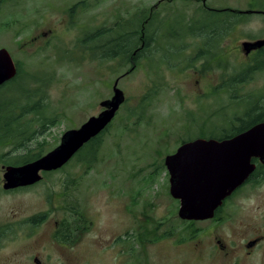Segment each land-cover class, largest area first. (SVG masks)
<instances>
[{"label": "rangeland", "instance_id": "obj_1", "mask_svg": "<svg viewBox=\"0 0 264 264\" xmlns=\"http://www.w3.org/2000/svg\"><path fill=\"white\" fill-rule=\"evenodd\" d=\"M204 3L223 10L210 14L201 10L194 14ZM204 3L201 0L2 2L0 40L3 44L8 43L11 54L23 65L19 85H22L23 97L14 93L13 87H8L7 90L12 91L11 95L6 94L5 102L15 107L17 100H22V121L14 128H25L27 134L34 133L25 147L14 144L15 130H11L5 144H0V157L39 151L37 141L41 142L42 153L55 147L65 130L78 127L89 116L101 111L99 102L111 97L116 79L125 100L103 134L97 160L87 170L78 163L80 157H73L60 169L43 174L42 180L30 187L4 190L2 173L6 164L0 162V231L3 233L0 264H34V254L46 264L224 262L219 260L220 255L213 256L214 242L205 230L208 221L192 223L191 228L199 230L196 237H181L188 223L177 216L178 201L169 194V175L163 161L182 139L201 136L198 135L200 132L217 133L224 124H229L234 111L241 113L243 102L248 99L255 102L262 92L264 69H253L245 77L246 82L236 86L235 92L225 88L220 81L243 68L242 42L264 37L263 14L238 13L252 5L264 12V0H204ZM224 9L234 13L228 15L230 22H234L233 28L225 38L222 33H217L219 45L215 50V61L201 66L203 74L200 77L192 75L191 68L186 67L187 62L184 66L187 73L182 77L164 69L158 58H162V50L150 52L151 61L139 57L133 68L119 58L108 57L120 47L118 39H125L128 29L135 28L139 41L144 38L145 34L141 35L139 28L148 15L151 17L148 21L153 20V23L152 27L149 25L151 32L146 35L154 46L161 48L169 34L154 29L159 23L164 24L167 32H176L181 26L184 31L186 20L196 29L203 25L208 27L210 21V25L222 30L225 25L218 19L222 22L228 14ZM7 22L12 25L18 22V27L23 22L18 39L39 35V41L36 39L34 44L36 46L38 42L39 48L32 51L30 46H17L13 42L12 29L3 28ZM97 30L100 36L94 39L92 35ZM187 41L194 43V36ZM227 57L229 63L225 64ZM227 79L226 84L230 78ZM208 82L216 86L210 96L212 101L207 100L205 87L196 95L200 86ZM146 93L148 99L143 114L136 113L126 121L127 110L135 108ZM231 96L236 104L231 101ZM226 101L233 105L226 107ZM13 112L5 115L3 128H8L6 122ZM72 207L85 215L84 230L76 242L58 246L60 241L49 237L50 222L65 214L71 213L72 217ZM46 210L52 214L36 237L17 236L31 232L24 229L27 217ZM155 229L157 234L167 230H173L175 234L143 245L134 240L138 231ZM126 233L132 235L128 237ZM118 237L123 241H116ZM260 255L255 253L246 264H260Z\"/></svg>", "mask_w": 264, "mask_h": 264}, {"label": "flooded vegetation", "instance_id": "obj_2", "mask_svg": "<svg viewBox=\"0 0 264 264\" xmlns=\"http://www.w3.org/2000/svg\"><path fill=\"white\" fill-rule=\"evenodd\" d=\"M3 1L4 0H0V5L2 4ZM201 3L203 4L204 0H201ZM254 7L252 5L251 7L243 11H239L238 13H243L244 15L245 14L264 15V12L260 11L261 9L257 8L256 6ZM201 10L209 11L210 14L211 11L216 13V10H223V9H216L214 7H209L206 5V3H204L201 9H197L194 11V14H197V12ZM230 10L228 12H226L225 10V13L228 14H226V16L224 17L225 20L223 19L222 21L221 25H225L222 30L218 27L216 28V26L214 25H210L211 24L210 21L208 22L209 23L208 27H205V25H203L201 26L202 28L196 29V27H192L193 26L192 23L188 25L191 21L186 20L185 23L187 26L184 25V31H182V26H181V29L177 28L176 32H174L173 30L167 32L163 28L164 24L162 22L159 23V25L157 27H154V29L155 30L159 29L162 31V33L165 32L164 33L165 35L169 34L165 38V41L161 46V48L158 47V45L154 46L151 38H148L147 36L148 33L151 32L152 29L151 27L153 23V20L148 21L149 18H151L150 15H148L139 28L140 34L141 35L145 34L144 40L140 39V41L137 44L135 42H132V40L134 41L135 39L134 36L136 30L135 28L132 30L128 29V31H126L125 33L126 36L125 39L122 40L118 39L121 43L119 45L120 47H118L114 51V54L111 56L119 58L122 62H127L131 64L133 68L135 67L134 65L135 60L138 59L139 57H141L142 60L147 61L151 59L149 54L150 52H153L154 50H162L164 51L163 53H160L162 55V58L160 57L158 58H159V62L164 66V69L166 68L172 74L182 77L187 73L184 68L185 63L187 62L188 64H186V67L191 68L192 75L200 77L203 74L201 73V66L205 65L206 63H213L215 61V50L217 45H219L217 41V39H219V36H217V33H222L225 38L229 35L230 30L233 28V26L230 24L231 23L230 16L228 17V15L232 14ZM27 25L28 24L26 23L25 26ZM131 25L134 26V23H132V21H131ZM149 25L151 27H149ZM18 26H19L18 22H16L14 25H12V23L10 22H7L6 25L3 26V28H5L6 30L12 29L13 31L12 37H15L13 39V42H15L17 46L19 45L30 46L31 50L34 51L36 47H38V42L36 46L34 44L35 41H37L36 39H38L39 41V35L38 37L27 36L26 38L18 39V35H20L19 30L22 29L23 22L20 27ZM128 28H130V26H128ZM193 36L195 42L191 44L187 40L189 39V37H193ZM258 39H264V37L257 39H250L246 41L254 42ZM1 49L6 50L8 52L13 62L15 71L12 76H10L9 78H7L6 80L0 83V129H5L3 128V125L5 124V122H3L4 117L6 114H8V112H13L14 109L12 116H10L9 121L8 123L6 122V124H8V128H7L8 130H16V128H14V125L15 124L19 125L20 124L19 121H22V114H23L22 113L23 106L21 102L22 100L21 101L17 100V105L15 107H12L13 104L10 105L6 104L5 98H6V94L11 95L10 91L12 90L10 91L7 90L8 87H13L15 90L14 93L23 97L22 85L21 87H19L20 82H22L21 72L23 65L21 64L20 59L15 58V56L11 54V51L8 47V43L3 44L2 41L0 40V50ZM241 51H242L241 54L245 59L243 62V66L245 68L243 67L242 69L245 70L246 77L253 69L256 70L264 69V44L254 48L252 47L248 51H246L242 46ZM185 52L188 53L184 55ZM224 63L225 64L229 63L228 57L226 59L224 58ZM169 65H171L172 67H169ZM188 76L190 75L188 74ZM220 78H222V76ZM227 78L224 77L223 81L222 79L220 81L225 88L228 85L226 84L228 80ZM203 87H205L206 90L208 91L207 100H211L212 97L210 96L213 95L212 93H214L213 91L216 86L213 87L212 84L208 82L204 86H200L196 95H199L200 92L204 91ZM112 93H113V84H112ZM260 95L264 96V87ZM195 96H194V100L196 101L197 97ZM263 99H261V101L258 104L244 109V112L241 117V119L243 120L242 121L243 129L240 132L249 129L250 127L258 123L264 122ZM195 138L207 139V138H215V137L198 136ZM223 138H227V137L215 138V139L221 140ZM193 139L184 140L181 141V143ZM250 163L253 164L252 170L238 186H236L231 192H229V194H226L221 199L220 203L214 209L213 215L207 219L193 220V221H208V226L205 230L208 232L209 237H211V240L214 242V246L212 249L213 256L215 257V254L220 255L219 260H224V262H222L221 264H246L249 260H251L254 257L253 255L257 252L261 254L259 256L258 262L260 264H264V162H262L259 157H251ZM30 186L32 185L25 187H30ZM25 187H19V188H25ZM176 200L178 201V205H179V200L178 199ZM64 212L67 211L64 210ZM51 214L52 212H50L49 210L37 212L35 214L33 213L30 217H27V219H25L24 221L25 223L24 229H28L31 232L18 234L17 236L36 237L39 234L38 230H40L44 226L47 219L49 218L48 216ZM70 215L71 213L69 215L65 214L63 215V217H61V219L50 222V228H49L50 231L48 233L49 237H76L69 233L72 225V217ZM33 217L35 218L33 219ZM61 221H63V225H64L63 226L64 228H62V230L64 231L63 233L59 231V226ZM198 232L199 230H197V233L194 237L198 235ZM2 234H3L2 231H0V237H3ZM58 241L62 242V243L58 242L57 243L58 246L66 245L65 241H61V240ZM32 261L34 264H46L40 261V259L36 254L33 255Z\"/></svg>", "mask_w": 264, "mask_h": 264}, {"label": "water", "instance_id": "obj_3", "mask_svg": "<svg viewBox=\"0 0 264 264\" xmlns=\"http://www.w3.org/2000/svg\"><path fill=\"white\" fill-rule=\"evenodd\" d=\"M262 44L264 39L244 41L242 46L248 51ZM14 71L8 52L1 49L0 83ZM124 100L116 79L111 97L99 102L101 111L78 127L65 130L55 147L34 160L3 166L2 188L13 190L33 185L42 179L43 172L65 165L86 142L107 127ZM251 157L264 162V122L221 140L195 138L182 142L163 161L169 175V194L179 200L177 216L183 220L210 218L221 199L252 170Z\"/></svg>", "mask_w": 264, "mask_h": 264}, {"label": "trees", "instance_id": "obj_4", "mask_svg": "<svg viewBox=\"0 0 264 264\" xmlns=\"http://www.w3.org/2000/svg\"><path fill=\"white\" fill-rule=\"evenodd\" d=\"M234 15V13H232ZM221 19H218L219 23L222 24V22L220 21ZM234 22H231V25L233 26ZM99 30H97L92 36L94 37V39L99 38L100 34H99ZM105 32V31H104ZM138 34H135V39L133 42H135L136 44L139 42V37L137 36ZM85 38V37H84ZM84 38L82 40H84ZM145 38V36H144ZM144 38L142 37L141 39L144 40ZM92 47H97L96 45L92 44ZM107 57V56H106ZM108 57H112V56H108ZM242 66V65H240ZM244 67V66H242ZM245 70L241 69L239 71H237L234 74H231V76L229 77V83L227 85L228 89H231L233 92L237 91L236 86L239 85L240 83H244L246 82V78H245ZM222 92H226V90L221 89ZM227 98V97H226ZM264 96L259 95L256 99V101L254 102V100H247L246 103L243 102V104H241V113L239 114L237 111H234L232 113V117L230 119L229 124L225 125L221 127L220 125V129L217 133L214 132H208V133H204V132H200L199 135L203 136V137H215V138H222V137H229L231 135H234L238 132H240L243 129V120L241 119L242 114L244 112V109L250 106H254L256 104H258L261 99H263ZM147 99H148V95L147 93L143 95L140 103L135 106V108H130L127 110V114H126V121H129L133 118V116L137 113L138 115L140 114V116L143 114V110L145 105L147 104ZM231 101H233V104H236V101H234V96H231ZM264 100V99H263ZM145 104V105H144ZM232 102H227L226 101V107L227 106H231L233 105ZM245 104V105H244ZM248 105V106H247ZM36 113H39V111H35ZM114 119V118H113ZM112 122V121H111ZM111 122L107 125V127L102 130L98 135H96L95 137L91 138L88 142H86L76 153L73 157H80L78 158V163L83 164L85 166V169H89L92 167V165L94 164V162L97 160V155H98V151L102 145V137L103 134L109 129ZM43 124V123H42ZM14 131V130H12ZM11 130H4L0 132V144L4 145L7 140V138H9L12 134ZM33 131H31L29 134L26 133V129L22 128L19 130H15L13 134H15L14 136L16 137V145H22L25 147H27L28 141L30 140V138L33 135ZM190 138H185L182 139V141L187 140ZM19 140V141H18ZM36 143H38V149L39 151L36 152H25L22 154H17V155H6V157L4 158V156L0 157L3 158L1 159L0 162H2L3 164L6 165H19L31 160H34L38 157H40L41 155H43L44 153L41 152V142L39 143V141H37ZM72 157V158H73ZM50 172H43V174L48 175ZM42 180V179H41ZM40 180V181H41ZM39 181V182H40ZM38 183V182H37ZM36 184V183H35ZM34 185V184H33ZM72 212V225H71V230H70V234L76 237H55L57 240H61V241H65V242H69V243H74L76 242L80 237V232L82 230H84L85 227V223H86V217L82 212H79L77 209L73 208L71 209ZM35 217H33L34 219ZM184 222H187L188 225L186 227L183 228L182 231V235L181 237H185V238H192L196 235L197 230L196 229H192L191 225L194 222L193 220H183ZM63 221L60 222V226H59V231L61 233H63L64 231L62 230L63 227ZM175 234V232L173 230H167V231H163L162 233H156V229L153 231H138L136 233V236L134 237V240L140 244L143 245L145 243L148 242H154L158 239H160L161 237H171ZM126 235L128 237H130L132 234L131 233H126ZM130 235V236H129ZM116 241L122 242L123 238L122 237H118L116 239Z\"/></svg>", "mask_w": 264, "mask_h": 264}]
</instances>
